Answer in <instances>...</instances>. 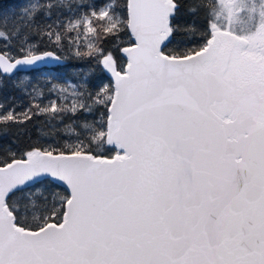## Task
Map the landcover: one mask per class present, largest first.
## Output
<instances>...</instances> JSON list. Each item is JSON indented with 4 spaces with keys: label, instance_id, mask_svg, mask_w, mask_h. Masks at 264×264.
Returning <instances> with one entry per match:
<instances>
[{
    "label": "snow or ice",
    "instance_id": "6c2138e0",
    "mask_svg": "<svg viewBox=\"0 0 264 264\" xmlns=\"http://www.w3.org/2000/svg\"><path fill=\"white\" fill-rule=\"evenodd\" d=\"M0 264H264V0L0 8Z\"/></svg>",
    "mask_w": 264,
    "mask_h": 264
},
{
    "label": "trees",
    "instance_id": "16d2710c",
    "mask_svg": "<svg viewBox=\"0 0 264 264\" xmlns=\"http://www.w3.org/2000/svg\"><path fill=\"white\" fill-rule=\"evenodd\" d=\"M19 0H0V8L4 9H11L13 5L17 4ZM84 63L82 61H77V60H68L66 61L63 66L57 65L55 67L51 68H41L38 69L37 71L31 72V73H21L22 78H26L27 76H31L34 80H38L39 82L43 83V76L50 75V76H64L66 78H72L76 70L72 67V65ZM9 92L11 93L10 100L11 99H16L18 101V105L22 106L24 104L28 103L27 98L21 100V93L15 92L12 89H9ZM38 127H42V125H38ZM40 136L39 132L33 133V139L37 138Z\"/></svg>",
    "mask_w": 264,
    "mask_h": 264
},
{
    "label": "water",
    "instance_id": "95a60500",
    "mask_svg": "<svg viewBox=\"0 0 264 264\" xmlns=\"http://www.w3.org/2000/svg\"><path fill=\"white\" fill-rule=\"evenodd\" d=\"M66 63V61L64 62V64ZM58 64H56L55 62H53V63H50V64H46V65H43V66H41V68H51V67H55V66H57ZM40 68V69H41Z\"/></svg>",
    "mask_w": 264,
    "mask_h": 264
}]
</instances>
